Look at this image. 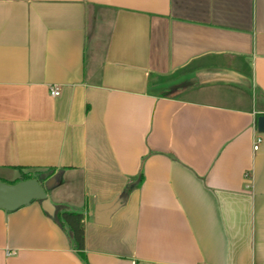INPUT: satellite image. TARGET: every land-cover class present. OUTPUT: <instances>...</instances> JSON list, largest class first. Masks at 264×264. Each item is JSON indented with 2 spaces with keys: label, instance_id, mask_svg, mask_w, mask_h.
<instances>
[{
  "label": "crops",
  "instance_id": "obj_1",
  "mask_svg": "<svg viewBox=\"0 0 264 264\" xmlns=\"http://www.w3.org/2000/svg\"><path fill=\"white\" fill-rule=\"evenodd\" d=\"M47 169L89 264H264V0H0V180ZM0 264L85 262L35 200Z\"/></svg>",
  "mask_w": 264,
  "mask_h": 264
},
{
  "label": "water",
  "instance_id": "obj_2",
  "mask_svg": "<svg viewBox=\"0 0 264 264\" xmlns=\"http://www.w3.org/2000/svg\"><path fill=\"white\" fill-rule=\"evenodd\" d=\"M54 180L55 178H53L51 183ZM35 200H40L44 208L53 214L55 207L51 202L49 194L38 179L30 178L15 183L0 180V208L4 209L7 213L27 206ZM118 204L119 197H115L107 203H99L95 206L94 210L89 211V215L94 216L97 223L109 224L110 214L106 212L113 211Z\"/></svg>",
  "mask_w": 264,
  "mask_h": 264
},
{
  "label": "trees",
  "instance_id": "obj_3",
  "mask_svg": "<svg viewBox=\"0 0 264 264\" xmlns=\"http://www.w3.org/2000/svg\"><path fill=\"white\" fill-rule=\"evenodd\" d=\"M54 173L55 169L37 170L34 172L21 170L18 177L15 180L10 181L9 183H15L21 180L36 178L44 186L45 190L49 194L50 188L53 185V183L51 182L53 178H55ZM142 180L143 178L141 174L139 182H141ZM54 207L55 209L53 212V216L61 225V227L65 229L69 234L72 246L77 251L81 259L85 262V264H89L85 253V227L83 223L85 213L77 209H72L65 205L54 204Z\"/></svg>",
  "mask_w": 264,
  "mask_h": 264
},
{
  "label": "built area",
  "instance_id": "obj_4",
  "mask_svg": "<svg viewBox=\"0 0 264 264\" xmlns=\"http://www.w3.org/2000/svg\"><path fill=\"white\" fill-rule=\"evenodd\" d=\"M51 94H52L53 96H58V95L60 94V90H59V88H58V87H55V86H52V87H51ZM260 141H261L260 138H257V139H256V142H255V145H254V148H255V149H258Z\"/></svg>",
  "mask_w": 264,
  "mask_h": 264
}]
</instances>
